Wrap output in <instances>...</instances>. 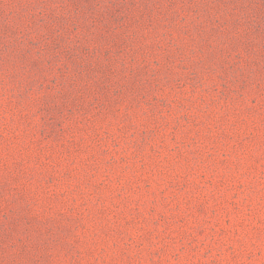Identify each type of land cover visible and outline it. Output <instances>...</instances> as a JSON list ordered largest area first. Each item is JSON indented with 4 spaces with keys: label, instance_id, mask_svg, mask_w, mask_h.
Masks as SVG:
<instances>
[{
    "label": "clouds",
    "instance_id": "obj_1",
    "mask_svg": "<svg viewBox=\"0 0 264 264\" xmlns=\"http://www.w3.org/2000/svg\"><path fill=\"white\" fill-rule=\"evenodd\" d=\"M122 254L264 264V0H0V264Z\"/></svg>",
    "mask_w": 264,
    "mask_h": 264
},
{
    "label": "rangeland",
    "instance_id": "obj_2",
    "mask_svg": "<svg viewBox=\"0 0 264 264\" xmlns=\"http://www.w3.org/2000/svg\"><path fill=\"white\" fill-rule=\"evenodd\" d=\"M199 210L204 211L203 207H201ZM101 264H117V261L113 260V261L101 262ZM119 264H136V261L131 257H129L127 260H124L122 254ZM154 264H160V262L155 261Z\"/></svg>",
    "mask_w": 264,
    "mask_h": 264
}]
</instances>
